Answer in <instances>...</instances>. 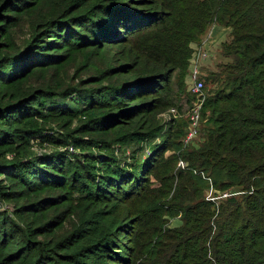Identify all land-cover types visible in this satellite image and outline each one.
<instances>
[{
    "label": "trees",
    "instance_id": "16d2710c",
    "mask_svg": "<svg viewBox=\"0 0 264 264\" xmlns=\"http://www.w3.org/2000/svg\"><path fill=\"white\" fill-rule=\"evenodd\" d=\"M0 264H264V0H0Z\"/></svg>",
    "mask_w": 264,
    "mask_h": 264
},
{
    "label": "rangeland",
    "instance_id": "374dc122",
    "mask_svg": "<svg viewBox=\"0 0 264 264\" xmlns=\"http://www.w3.org/2000/svg\"><path fill=\"white\" fill-rule=\"evenodd\" d=\"M229 30H230L229 28H224L223 26H218L216 24H213V26H211L208 29L207 33L202 37V41H200V43L198 44V47L200 46L201 49L207 54V58H205L206 60L202 61L201 65L199 66V72H201V76H205L210 71L216 70L215 66L217 63L227 60L226 58L221 56V54L219 53V47H220V43L226 39V36ZM189 71L190 70H188L185 73L183 84H181V88L179 91V96L181 94L182 95L180 96V99L178 100L177 103L181 105L182 107L181 110L177 106H174V107H171L167 112L162 113L160 115V120L164 124L168 125L174 119L175 120L174 127L177 128L179 125H181V128L183 130L186 129L185 130L186 133L188 130L189 118H190V112H191V107H188L190 103V99H191V95L188 90L189 81L187 78L189 75ZM207 90H208L207 87H205V93ZM202 123H203V120H201L200 126L202 125ZM198 137H199V132L197 134V137L192 141V144H197L199 142L197 141ZM184 139H185V136L183 137V140ZM180 161H183V160L180 159L179 162ZM166 217L170 219L168 221L166 220L165 222V224L169 227L175 226L179 223L178 216L172 219L169 216H166Z\"/></svg>",
    "mask_w": 264,
    "mask_h": 264
},
{
    "label": "built area",
    "instance_id": "2783aa9c",
    "mask_svg": "<svg viewBox=\"0 0 264 264\" xmlns=\"http://www.w3.org/2000/svg\"><path fill=\"white\" fill-rule=\"evenodd\" d=\"M205 58H207V54L201 49L200 46L199 47L197 46L190 62V68H189L190 71L187 77L189 81L188 90L189 93L193 96V100L191 103V112H190L188 130L185 135V139L183 140L184 145L190 144L197 137V134L200 129L201 110L206 98V93L203 89V82L201 80V72H199V66L201 65L202 61L206 60ZM178 165L184 167L186 163L180 161ZM210 192L208 196L210 195ZM228 194L230 193L223 192L221 196H227ZM214 198L215 197L213 196L209 197V199L212 200Z\"/></svg>",
    "mask_w": 264,
    "mask_h": 264
}]
</instances>
